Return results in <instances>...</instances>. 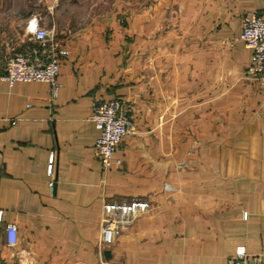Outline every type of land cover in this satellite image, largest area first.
I'll return each instance as SVG.
<instances>
[{"label": "crops", "instance_id": "obj_1", "mask_svg": "<svg viewBox=\"0 0 264 264\" xmlns=\"http://www.w3.org/2000/svg\"><path fill=\"white\" fill-rule=\"evenodd\" d=\"M151 3L136 24L61 39L52 28L68 52L54 99L47 83L6 81L0 62V264H228L238 249L264 258V90L245 77L252 52L240 39L264 0ZM113 99L135 131L105 171L92 115ZM133 198L150 209L101 260L103 203Z\"/></svg>", "mask_w": 264, "mask_h": 264}, {"label": "built area", "instance_id": "obj_2", "mask_svg": "<svg viewBox=\"0 0 264 264\" xmlns=\"http://www.w3.org/2000/svg\"><path fill=\"white\" fill-rule=\"evenodd\" d=\"M34 46L9 57L5 62L4 79L15 82H43L50 86L52 99L56 98L61 87L59 74L61 57L68 52L60 47L54 29L41 24L34 17L27 25ZM240 39L252 52L251 63L245 71L247 80L256 82L264 90V9L243 19ZM92 120L100 136L95 149L104 170L113 164H121L117 157L123 139L135 131L134 119L128 114L124 101L113 99L95 104ZM56 153L50 152L47 173L53 176ZM54 182L50 181L53 187ZM150 202L142 198L111 200L103 203L101 232L98 242V254L105 260V252L116 239L129 227L135 218L150 209ZM6 243L14 246L18 243V229L14 224L6 226ZM228 264H264L261 255H250L244 249H238Z\"/></svg>", "mask_w": 264, "mask_h": 264}, {"label": "rangeland", "instance_id": "obj_3", "mask_svg": "<svg viewBox=\"0 0 264 264\" xmlns=\"http://www.w3.org/2000/svg\"><path fill=\"white\" fill-rule=\"evenodd\" d=\"M145 1L0 0V62H6L14 54L34 46L27 32V25L34 17L41 19L44 27L55 28L58 38L61 39L69 30L73 34L88 32L104 21H119L128 17L134 19L135 23L141 16V5ZM151 2L154 3L155 0H149L150 4ZM154 7L149 8V13ZM138 28V25L134 26L132 32L139 33Z\"/></svg>", "mask_w": 264, "mask_h": 264}, {"label": "water", "instance_id": "obj_4", "mask_svg": "<svg viewBox=\"0 0 264 264\" xmlns=\"http://www.w3.org/2000/svg\"><path fill=\"white\" fill-rule=\"evenodd\" d=\"M112 258V252L110 250H107L105 252V259L110 260Z\"/></svg>", "mask_w": 264, "mask_h": 264}]
</instances>
